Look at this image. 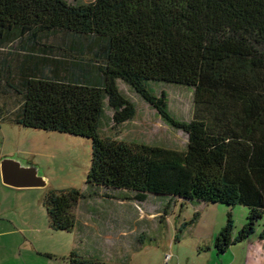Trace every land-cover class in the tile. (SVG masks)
I'll return each instance as SVG.
<instances>
[{
    "label": "trees",
    "instance_id": "16d2710c",
    "mask_svg": "<svg viewBox=\"0 0 264 264\" xmlns=\"http://www.w3.org/2000/svg\"><path fill=\"white\" fill-rule=\"evenodd\" d=\"M119 80L188 134L185 149L101 135L107 103L115 128L137 113ZM151 81L193 87L194 117H175ZM2 99L0 121L92 139L87 183L140 202L167 197L163 221L177 203L245 205L246 224L235 231L229 213L216 236L219 255L249 239L264 214V0H0ZM83 196L45 195L52 229H77ZM69 260L129 264L76 250Z\"/></svg>",
    "mask_w": 264,
    "mask_h": 264
},
{
    "label": "rangeland",
    "instance_id": "374dc122",
    "mask_svg": "<svg viewBox=\"0 0 264 264\" xmlns=\"http://www.w3.org/2000/svg\"><path fill=\"white\" fill-rule=\"evenodd\" d=\"M68 1L88 3L93 0ZM10 46L12 47V45ZM119 86L122 92L135 103L136 116L115 128L112 121L113 110L107 103L100 131L102 136L176 149L187 147L188 134L184 130L170 126L155 107L145 101L123 80H119ZM149 87L158 95H161L163 91L166 92L170 110L175 117L186 121L194 117L193 87L153 81L149 82ZM9 102L7 99L0 100V107H6ZM92 144V139L87 137L35 129L9 120L0 121L1 158L14 156L25 164H33L40 169V173L48 180L46 187L24 188L19 191L21 193L20 198L15 196L9 199L11 210L9 216L14 219L15 224L17 223L19 226L17 228L29 230L25 231V240L24 237L22 238L24 234H17L20 236L11 238L12 241L9 240L10 246H2L1 243L0 255L2 258L0 264H59L58 258L60 256L50 258L46 251L56 250L55 252H57L61 250L71 253L76 242L77 229L80 231L81 238L85 240L84 242L79 240L77 253L80 254L84 250H89L91 255L94 254L98 259L111 263L123 262L120 260L126 259L120 257L127 254V260L134 263L140 253L133 251L138 244L137 241H132V232L129 228L135 226L136 219L139 220L140 217H145L144 220L138 222L139 227L144 225L145 234L141 233L144 242L150 241L153 237L163 247L172 240L175 243L173 249L170 250L172 255L181 254L194 259L198 255L197 244H201L203 249H207L208 245L211 244V247L215 249L214 244H212L215 236L209 235L207 230L216 225V233L220 232L227 224L229 213L232 214L235 231L240 230L246 224L249 209L245 205L230 206L224 203L207 202L203 204V209H198L204 216L198 226H189L196 215L192 203H185L183 207L181 203H177L164 221L160 218L153 220L148 214L158 212V210L162 213L168 202L167 197L150 194L145 201L140 202L125 198V195L129 194H124L121 189H105L104 187L90 186L87 183L92 163ZM70 189H78L84 194L75 209V215L79 220L78 227L74 232L62 230L54 232L49 227V218L43 202L44 197L52 190L65 191ZM104 191H108L116 197L103 196ZM123 201H127L131 205L128 206L126 214L128 221L114 222L111 217H115L114 215L121 211L123 208L121 202ZM207 219L210 222L209 225H207ZM186 221L190 223L183 227V223ZM124 223L128 225L126 230L128 237L126 236V238L120 234L123 232ZM35 229H38V232H34ZM263 232L264 214L250 238L235 244L233 248L237 251H248L249 257L254 258L255 264H264L262 263L264 260ZM119 236L123 237L122 240H119ZM201 236H205V238H200ZM82 239L81 241H83ZM93 246H95L94 252ZM109 247H111V251L112 248L116 249L117 255L112 254ZM163 250L166 251L167 249L164 248ZM165 253L163 257L167 254ZM215 253L217 254L216 250ZM228 254L232 256L228 251L221 255L227 256ZM6 255L7 260L2 261Z\"/></svg>",
    "mask_w": 264,
    "mask_h": 264
},
{
    "label": "crops",
    "instance_id": "0c3cea01",
    "mask_svg": "<svg viewBox=\"0 0 264 264\" xmlns=\"http://www.w3.org/2000/svg\"><path fill=\"white\" fill-rule=\"evenodd\" d=\"M1 159L2 158L0 156V161H1ZM23 189L24 188L12 187V186H9V185H6L3 183L2 173H1V162H0V247H1V243H2V246L7 247L9 245L8 244L9 240L12 241V239L16 238V236H20L17 234H24L22 236V238L24 237V240L26 239L25 231H27L29 229L17 228L19 226L17 225V223L15 224L14 219H12L9 216V212L11 210H10V204L8 202L11 197L13 198L15 196H18L20 198L21 193L19 191L23 190ZM190 203H192L194 205L197 216H196V219L193 222H191V224L189 226H192V225L198 226L200 224V221L204 218L203 213L198 209H203V206H204L203 204H205L206 202L199 201V200H193V201L189 202L188 204H190ZM121 204H123V208L121 209V211L118 212L117 214H115L114 215L115 217H111V218H113L112 221H114V222L118 221L119 223H123V222L128 221L126 214H127L128 208L131 205H129L127 203V201H123V202H121ZM148 215L153 220L156 218L162 219V213L159 210H158V212L155 211V212L149 213ZM146 216H147V214H146ZM144 219H145V217H140L139 220L142 221ZM139 220L136 219L135 226H131L129 229L132 232L131 233L132 241H137V244H138L134 248L133 251H135L136 253H140L142 255L139 257L140 254H138L139 259L137 257V259L134 263L133 262L130 263L127 260L128 255L124 254L120 258H122V259L125 258L127 261L126 260H120V261H123L121 263H129V264H255L254 258L249 257L248 251H242V250L237 251L236 249L233 248L234 246H232L231 249L228 251V252H230V254H232V256H230L229 254L227 256L226 255L224 256V255L216 254L215 249H213L211 247V244L208 245L207 249H203L202 246H200L201 244H197L196 248L198 251V255H197V258L193 259V258H190L188 256L185 257L181 254L180 255L177 254V256L175 254L172 255L173 253L170 252V250L173 249L174 244H175L172 240L169 241L168 245L163 246V247H162V244H158L159 241L158 240L156 241V239L153 237L151 238L150 241L140 243L139 237H140L141 233L145 234V232H144V225H142L140 227L138 226ZM110 221H111V219H110ZM207 222H208L207 225H209V223H210L209 220ZM49 227L54 232L57 231V230H54L51 228L50 223H49ZM113 227H115V225H113ZM127 227H128V225H126V223H124L123 228H122L123 232H120V234L122 236L124 235L125 238H126V236L128 237V233L126 232ZM110 231H112V229ZM207 231H208L209 235H211V236L213 235V236H215V238L219 233V232L216 233V231H217L216 225H214L212 228L209 227ZM34 232H38V229H35ZM40 232H42V231H40ZM70 232H74V230L70 231ZM76 232H78V233H76V240H75L76 242L74 243V248L72 249V251L78 249L77 244H78L79 240H80V242L85 241L81 238V234L79 233L80 231H78V229L76 230ZM87 232H89V230H87ZM122 236H119L120 237L119 240H122V238H123ZM200 238H205V236H201ZM215 238H213L214 241H215ZM81 239L83 241H81ZM212 244H214V242ZM93 248H94V250H93V252H94L95 246H93ZM148 248H150V249H148ZM162 248L163 249L165 248L167 250L165 251ZM0 251H1V249H0ZM55 251L56 250H48V251H46V254L50 258H55V256H60V258H58L59 264H72L71 261L69 260L70 251L69 252L68 251L62 252L61 250H58L57 252H55ZM90 251H92V250H90ZM109 251L112 254L117 255L116 249L112 248V251H111V247H109ZM164 253L166 254L165 257H163ZM80 254L85 256V257L91 256V257L97 258L96 255H94L93 253H92L93 255H91L89 250H84ZM1 258L2 257L0 255V261H1ZM6 260H7V255L3 257L2 261H6ZM262 263H264V260Z\"/></svg>",
    "mask_w": 264,
    "mask_h": 264
},
{
    "label": "water",
    "instance_id": "95a60500",
    "mask_svg": "<svg viewBox=\"0 0 264 264\" xmlns=\"http://www.w3.org/2000/svg\"><path fill=\"white\" fill-rule=\"evenodd\" d=\"M3 183L17 188L46 187L47 178L33 164H25L19 158L6 156L1 160Z\"/></svg>",
    "mask_w": 264,
    "mask_h": 264
}]
</instances>
